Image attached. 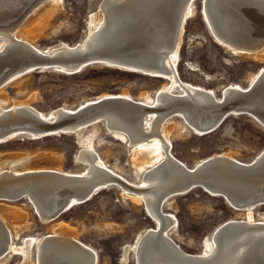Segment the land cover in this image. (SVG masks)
I'll use <instances>...</instances> for the list:
<instances>
[{
	"label": "bare ground",
	"instance_id": "1",
	"mask_svg": "<svg viewBox=\"0 0 264 264\" xmlns=\"http://www.w3.org/2000/svg\"><path fill=\"white\" fill-rule=\"evenodd\" d=\"M7 1L13 4L5 6ZM236 1L201 0L206 26L218 45L227 51L264 60V35L252 40L245 39L239 24L242 20L239 14L231 11L238 8L249 22L261 21L256 27L263 30L264 0ZM18 2L0 0V19L1 15L13 16L12 13L16 11L12 12V9ZM62 2L36 0L21 20L6 21L3 17L0 20V126L13 122L23 125L22 122H25L35 127L0 128V144L21 136L36 140L62 132L73 133L82 148L77 162L84 163L86 167L82 173L67 172L62 160L50 152L37 155L12 152L0 156V201H7L0 202V264H7L15 254L21 256L20 264H97V252L82 244L76 229L60 220L59 216L82 204L86 197H90V200L109 186L118 187L124 200H131L133 205H142L157 224V228L140 230L135 242L125 245L124 264L130 257L135 264H264V216L260 222H256L252 204H246L242 209L244 220L231 218L217 225L202 241V252L199 254L186 253L175 243L171 234L177 228V218L174 214L164 213L162 209L164 203L178 193L184 168L197 170L211 158H223L227 164L238 162L231 152H224L197 160L193 167H188L172 153L173 133L176 131L182 135L190 129L201 136L206 129L216 127L221 120L208 119L202 111L262 84L264 68L261 67L251 76L248 87L234 84L223 87L220 98L211 89L183 81L177 70V62L185 24L195 13L193 0H169V4L168 0H101L97 10L90 12L88 30L80 42L40 49L36 39L43 33L47 21L61 8ZM242 3L254 7L242 6ZM210 6H213V11L208 13ZM252 13H257L261 18ZM96 64L167 82L153 94L143 93L137 101L125 90L118 95L103 93L80 107L79 111L60 107L43 113L28 100H17L10 108H5L9 102L6 86L16 82L23 74L36 68H53L74 74ZM177 89H180L179 93H175ZM108 100L120 105L102 110L82 122L61 128L55 126V123H61L71 116L102 106ZM182 101L199 106L200 112L180 107L177 110L161 109L162 112L155 110ZM137 106L154 110L142 112L129 109ZM241 112L236 110L233 114ZM250 116L264 130V117L256 114ZM36 124H49L55 128L38 131ZM101 124L105 131L131 148L135 179L128 180L117 174L112 169L114 167L110 168L96 153L94 137ZM88 127L92 129L88 135H84L83 130ZM260 154L264 155V150ZM228 170L221 166L214 172H220L218 175L225 177L223 173ZM220 180L223 184L232 181L249 187L264 185L263 179L261 182L251 179L243 181L240 178ZM84 181L90 182L78 184ZM24 198L33 205L41 221L50 224L51 232L48 236H28L17 245L13 243L10 230L18 237L20 230L28 227L29 214L23 206L12 202ZM225 225L227 227L220 231Z\"/></svg>",
	"mask_w": 264,
	"mask_h": 264
},
{
	"label": "rangeland",
	"instance_id": "2",
	"mask_svg": "<svg viewBox=\"0 0 264 264\" xmlns=\"http://www.w3.org/2000/svg\"><path fill=\"white\" fill-rule=\"evenodd\" d=\"M100 2L63 0L61 8L47 21L43 33L36 39L37 47L44 49L61 43L80 42L88 30V16L97 10ZM201 12V0H196L195 13L185 24L179 49L177 70L180 78L192 85L213 90L218 98L223 94V87L233 84L248 87L251 76L264 68V60L234 54L218 45ZM31 72L6 86L9 102L5 108H10L17 100H28L43 113L60 107L77 110L103 93L118 95L124 90L137 101L143 93L153 94L167 82L102 64L87 66L74 74L53 68H39ZM175 91L179 93L180 89ZM90 129L84 128L83 134L88 135ZM189 130L182 133L183 136L175 131L171 142L175 158L188 167H193L197 160L224 152H231L238 161L249 163L264 150V130L250 114L231 115L219 128L205 135H196ZM94 145L96 153L110 168L114 167L112 169L117 174L128 180L135 179L131 148L105 131L103 124L94 137ZM81 149L73 133L62 132L36 140L21 136L0 144V156L12 152L31 155L50 152L62 160L65 171L82 173L86 166L77 162ZM121 193L116 186L103 188L89 201L59 216L60 220L76 229L82 244L97 252V264H124L125 245L134 243L138 234L146 228H157L155 220L150 218L142 205L124 200ZM12 204L23 206L29 214L28 227L20 230L18 237L10 230L13 243L20 245L28 236H48L50 224L41 221L28 199ZM162 209L177 218L178 225L171 238L181 250L190 254L202 252V241L217 225L231 218L244 220L245 217L241 215L244 210H234L223 198L211 196L202 189L174 196L164 203ZM253 213L255 221L260 222L264 216V205L253 209ZM20 262L21 256L15 254L7 264ZM126 264H135L134 259L130 257Z\"/></svg>",
	"mask_w": 264,
	"mask_h": 264
},
{
	"label": "water",
	"instance_id": "3",
	"mask_svg": "<svg viewBox=\"0 0 264 264\" xmlns=\"http://www.w3.org/2000/svg\"><path fill=\"white\" fill-rule=\"evenodd\" d=\"M19 1L20 2L15 3L16 6H14L12 9L13 10L12 12L14 11L16 12L12 13L10 11V13H12L13 16L4 17V15H1V19L3 17L5 18L6 21H16L18 19L21 20L25 16V14L29 11L30 6L36 0H19ZM193 1L195 2L196 0ZM12 4L13 3L8 2L5 4V6ZM168 4H169V0H168ZM207 4L209 6L210 2H208ZM237 5L240 4L237 3ZM242 6H246V7L248 6L251 8L254 7L253 5H247L244 3H242ZM212 11H213V6H210L208 13L209 12L211 13ZM231 11H234L235 13L239 14V17L242 20V23H239L241 24V28H242L241 33L245 39L247 38L248 40H252V39H256L258 36L264 35V29L260 30L258 29V27H256L259 26V24H261V21L258 22L254 21L255 23L251 21L249 22L247 20L246 15H244V13L241 12V10L238 8L237 9L233 8L231 9ZM202 14H204L203 11ZM252 14L253 15L256 14L255 16L261 18V16H259L257 13H252ZM256 28L258 30H256ZM34 70H39V68H36ZM261 82H262V84H260L261 86L258 85L253 88L255 91H253L252 89L249 92L243 93L241 96L227 98L223 101V103L216 104L215 106L204 109L202 113L204 112L206 116H208L207 117L208 119L217 118L220 119L221 121L216 127L206 129L202 135H205L207 133L216 130L227 117L234 115L233 112L236 110L243 111L239 114H250L252 116L256 114L264 117V88L260 89L262 86H264V80H262ZM101 105L102 106H98V107L96 106L94 108H91L89 111L77 114L75 116H71L70 118L65 119V121L63 122L61 121V123L60 122L55 123V126H57V128H61L69 124L82 122L84 120L92 118L96 114H99L102 110L105 111L108 109H112L114 105H120V104H118V102H114L113 100H108L107 102L104 101V103H102ZM179 107L180 109H186V110L190 109V110H195L196 112L197 111L200 112L199 110L201 109L199 108V106H196L192 103L182 101V102L173 103L171 105H167L164 108H157L155 110L162 112L163 110L165 111L175 110L176 108ZM129 109L138 110L142 112H148L150 110H154L153 108H149L145 106H137L132 108L129 107ZM76 111H79V109H77ZM22 123L23 125H21V122L3 124L4 126H0V128H4V129L10 128V130L14 128H29V129L35 128L30 126L31 123H29L30 125L25 122ZM36 125H37L36 130L38 131H46L55 128V126L49 124L44 126H41V124H36ZM225 161L226 160H224L223 158H214V159L211 158V160L205 162L204 165L200 166L197 170L196 168L195 169L184 168V171L182 170L183 171L182 184L179 187H177L179 190L177 191L178 193H174L173 195L174 196L182 195L189 193L195 189H202L204 192L208 193L211 196L223 198L225 202L229 204L234 210H242L245 208L246 204H252L254 209L258 206L264 205V185H261V187L257 185L254 187L253 186L249 187L247 185L235 184L232 181L225 182V184L220 183L221 182L220 179H229V178H235V179L240 178L243 179V181L251 179V181L261 182L262 179L264 180V155L263 154L258 155L253 161L249 163H241L239 161L238 162L234 161V162H230V164H227V162ZM221 166L230 169L223 173L225 177L218 175L220 172H214L217 168ZM107 179H112V178H107ZM112 180H116V179H112ZM89 182L84 181L78 184H87ZM231 192L237 195L234 196ZM89 198L90 197H86V200L83 201V203L88 201ZM225 227L227 226L225 225L224 227L220 228V231H223ZM145 238L146 237H144L143 239L145 240Z\"/></svg>",
	"mask_w": 264,
	"mask_h": 264
}]
</instances>
